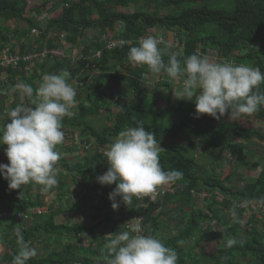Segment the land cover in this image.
Returning a JSON list of instances; mask_svg holds the SVG:
<instances>
[{
    "label": "trees",
    "instance_id": "trees-1",
    "mask_svg": "<svg viewBox=\"0 0 264 264\" xmlns=\"http://www.w3.org/2000/svg\"><path fill=\"white\" fill-rule=\"evenodd\" d=\"M37 1L38 5L33 3ZM140 1L64 0L66 8L59 17L48 22L43 32L41 22H36L33 15H41L50 0H0V45L5 44L0 46V50L7 43L12 45L18 36L19 31L7 26L10 21L31 27L33 33L39 30L40 34L34 40L46 45L42 49L49 45L51 49L57 47L60 38L65 37L68 52L81 50L74 52L77 54L76 59L75 56L64 59L48 54L41 62L20 64L18 68H0V125L7 122L6 114L9 110L35 100V93L31 98L20 95L15 90L17 83L31 85L35 90L44 75L66 70L70 73L68 82L79 89L75 104L70 109L71 114L62 121L64 141L57 145V151L61 154L59 171L56 173L59 176L57 184L45 198L42 194L43 197L35 198L33 192L40 190L41 186L26 185L23 186V192L22 189L9 190L8 182L0 176V215H24L17 228L21 230L25 242L32 247L41 243L44 248L50 245L51 249L45 255L37 250L38 254L29 259L27 264H107L106 242L92 241L88 244L80 240L78 235L95 237L107 221L114 219H118L117 224L125 230L124 216L120 213L124 209L126 219L143 215L147 225L146 234L154 235L166 247L173 248L179 257L178 264H264V226H258L256 216H248L235 202H244L249 206L262 203L264 206V159L262 163H251L254 152L250 149L253 144L264 143V131L247 129L236 122L238 118H229L227 114L219 120L208 115L195 118L194 98L193 101L181 100L176 105H171L167 100L168 103L162 107L158 96L147 92L142 85V73L149 72V68L146 65L135 66L127 60L130 48L138 45L139 38L149 34L160 35L158 31L161 30L167 38L174 37L175 41L184 43L185 51L180 52L182 55L179 57L181 60L195 54L200 46L204 52L214 50L241 65L258 67L264 72V0H230L225 10L215 7L216 3L224 0H143V10L135 9L134 5ZM30 4L34 6L29 7ZM118 7L130 12H122ZM49 11H54V8L51 7ZM53 29H56L60 37H54V44H50L46 36ZM89 29L94 35V41L90 39L87 45H83L84 32ZM101 33H118L124 43H120L114 50H108L101 43ZM29 40L22 48L17 42L16 45L13 43L12 50L20 53L39 52ZM128 40L136 41L128 44ZM94 48L102 51L99 59L91 56ZM159 48L167 64L169 54L175 52V48L166 45ZM161 74L165 75L167 81L160 86L170 88L171 78L163 71ZM119 83L128 85L130 91L123 95L117 94L111 101L105 100V88ZM259 90L264 92V82L259 85ZM114 108L118 110L115 114ZM73 110L76 112L73 113ZM251 115L257 116L264 123V106ZM251 115H243L241 118H249ZM97 117H104L107 122L111 119L113 125H105L98 130L93 124V119ZM137 121H143L145 130L152 131L160 145L166 138L188 135L192 139L189 153L173 146L162 148L160 152L163 169L179 171L183 176L174 183L159 187H185V190L179 189L157 202L134 197L130 204H123L124 209L113 210L109 200L99 202L95 196L98 192L108 195L115 187V184L102 186L96 180L107 169L103 149L120 131L135 126ZM77 131L89 135L94 141V150L88 152V142H82L78 154L67 148L66 138L74 136ZM230 135L235 139L233 142ZM198 142L203 144L202 155L217 168L221 169L229 157V162L231 160L232 163L251 169L259 168L258 176L247 182L242 189L232 188L227 184L228 178L223 180L217 175H210L208 166L198 165L195 157ZM5 147H0V163L7 164L3 151ZM69 151L72 152V160L67 156ZM68 178L73 179V186L79 191L70 188ZM85 189L89 191L86 197L96 201L95 206L99 210L94 216V222L72 219L69 223L57 220L60 215H64L65 207L73 215L81 213L84 204L67 205L63 200L72 192ZM191 190L197 193L206 191L213 196L205 199L207 202L211 200L207 210L194 207L196 197L191 195ZM231 198L234 202H230ZM42 209L48 211L47 216L35 213L32 218L25 219L28 213ZM103 210L106 211L105 218L99 215ZM226 210L229 211L227 215L224 214ZM234 212L240 213V217L245 215V225L241 221H233L231 216ZM118 213L121 214L119 217L116 216ZM166 221L168 224L176 222L175 233H172L174 230ZM214 221L217 222L216 228L211 229L209 224ZM229 239L235 240V243L229 245ZM3 242L10 250L0 256V264H11L20 247L16 234H7L1 238ZM201 243L204 245L196 253Z\"/></svg>",
    "mask_w": 264,
    "mask_h": 264
},
{
    "label": "clouds",
    "instance_id": "clouds-1",
    "mask_svg": "<svg viewBox=\"0 0 264 264\" xmlns=\"http://www.w3.org/2000/svg\"><path fill=\"white\" fill-rule=\"evenodd\" d=\"M161 40L149 34L130 48L127 60L135 66H147L151 73L162 71L172 80H182L173 93L178 100L193 101L195 118L208 115L219 120L251 115L264 106V92L259 85L264 73L258 67L235 65L228 61L214 62L207 55L195 53L181 60L180 52L169 54L167 64L159 48ZM70 73L47 74L34 90L31 85L17 83L20 95L35 100L19 104L7 112V122L0 125V147L8 163H0V176L9 190L36 184L47 192L57 184L56 173L61 154L57 145L64 141L62 121L75 104L76 89L68 82ZM163 149L143 121L120 131L103 150L107 171L96 177L97 182L115 187L108 194L113 210L128 205L133 198L155 193L159 186L174 183L183 173L165 171L160 163ZM21 192V195H22ZM119 198V199H118ZM134 221V222H133ZM18 252L11 264H27L37 249L25 242L20 229L15 230ZM104 245L107 264H178V254L152 234H144L140 217L128 221V230H118ZM235 240L229 239L232 245Z\"/></svg>",
    "mask_w": 264,
    "mask_h": 264
},
{
    "label": "rangeland",
    "instance_id": "rangeland-1",
    "mask_svg": "<svg viewBox=\"0 0 264 264\" xmlns=\"http://www.w3.org/2000/svg\"><path fill=\"white\" fill-rule=\"evenodd\" d=\"M50 1L51 2L43 10V12H47V13H46L45 18L40 23L42 25V29H43L42 31L43 32L46 31L48 22H50V20H52L54 17L60 16L62 14V12H63V9L66 8V6H67L66 3H63L60 0H50ZM33 3L36 4V5L39 4L38 1L37 2H33ZM229 3H230V0H224L222 2L216 3L215 7L225 10L226 7L229 5ZM31 6H34V5L30 4L29 7H31ZM48 6H49V8H48ZM51 7L54 8V11H49V9L51 10ZM134 8L135 9L139 8L140 10H143L144 1L141 0L136 6L134 5ZM118 10H120L122 12H125V13H129L130 12V10L128 11V9H124L122 7H118ZM28 11L29 10H27V12ZM9 24L12 25L14 28H16V25H17L16 22L14 23V21H10ZM27 29H28L29 34L33 35V29L31 27H29V26L27 27ZM90 31H91L90 29L86 30L85 31V36H88V33ZM158 32H159L160 35H163V32L161 30H159ZM54 34H56V36L58 38L60 37L58 32H56V29H53V31H51V33H49L46 36L47 39H48L47 42H50V44H54L53 43ZM164 37H166V36H164ZM62 38H65V37H61L60 39H62ZM173 38L172 39H170V37L167 38L168 44L173 43L174 45H177V43H176L177 41H175ZM109 39H111V37H109ZM59 42H60V40H59ZM38 46L39 47L35 46V48L37 50L41 51L42 45L39 44ZM49 46L46 47V48H50ZM142 74H143L142 75L143 77L142 76L141 77H142V82H143L142 85H143V87L147 90V92L155 94V95L158 96L159 104L162 107H165L164 105H166L168 103L167 100L169 101V103L171 105H176V104H178L179 101H181V100H178V99L174 98V95L172 93V92H174L175 90H177L178 88L181 87L182 82L180 80H172L171 79L169 81L170 82V88H167V87H161L160 86L161 83L167 81V79H165V77H164L165 75H163L161 73L160 74H154V73H151L150 71L149 72L148 71L144 72ZM75 89H76V92H77V95H78L79 89H77V88H75ZM129 91H130L129 86L126 85V84H120V83L119 84H114V85L111 84L110 88H105V91L103 92V98L105 100H107V101H111L114 97H116L117 94L123 95V94H127ZM74 112H76V110H73V113ZM116 112H118V110L114 108L113 114H115ZM111 121L112 120L110 119V121L107 122L106 118L97 117V118L93 119V124H94V127L96 129L100 130L105 125H113L111 123ZM236 122H238L240 125H242L243 127L247 128V129H257V130H263L264 131V123L260 119H258L257 116H254V115H251V117H249V118H241L240 117V118H238L236 120ZM230 138H231L232 142L235 140L233 138V135H230ZM191 141H192V139H190V137L188 135H184V136H182L180 138H175V139H167L166 138L164 140L165 143L163 142L164 144L162 143L160 145V147L161 148H166V147L173 146V147H177L179 149H182L186 153H189V152H191V146H190V142ZM82 142H88L87 143L88 145L86 144V146H90L91 145L90 147L91 148L93 147V150H94V141L89 137V135H84L80 131L74 132V136L67 137L65 144H66L67 148H71V150L73 149L72 151L74 152V154H78V153H80ZM202 147H203V144L201 142H198V150L195 153V157L197 158L198 165L200 167L208 166V174H210V175H217L218 177L222 178L223 180H226L225 178H228V180H227L228 183L227 184L229 186H231L232 188H235V189L240 188V189H242L247 182H250L252 179H255L258 176V174H259V171H260L259 168L258 169H254V168L251 169L250 167H246V166L238 165L236 163H232L231 160L229 162V157L226 158L225 163H224V165H223V167L221 169L217 168L215 165L210 163V160L207 157L202 155V150H201ZM250 149L254 152V157H252L251 163H253V164L262 163V160L264 159V143L258 142V144H253L252 146H250ZM88 152H90V149H88ZM101 152H102V150L99 153H101ZM71 154H72V152L69 151L67 156H69V159L72 160ZM106 171H107V169H106ZM241 176H242L243 180H241ZM58 177L59 176H56L57 180H58ZM67 182H68L70 188L73 189V191H79L80 190V189L75 188L73 186V179L72 178H68ZM38 191H40V193H38ZM80 192H72L71 194H69V197L72 194H78V195L82 194ZM204 192L207 193L206 191H204ZM204 192H201V193H197L196 192V193L197 194H202ZM50 193H51L50 190H48L47 192H42L41 190L36 189L33 192V196L35 198H37L39 196H41V197L44 196V198H45ZM86 193L87 192H85L84 195H80V196L76 197V199L74 200V202H78V203L81 202L80 206H82L84 204V208L82 209L81 213L77 214V215H73L72 212L68 213L67 208L65 207L64 215H62L64 218L62 220H64L65 222H69V223H70V220H72V219L73 220H75V219L83 220L85 223L88 222V220H91L90 223L94 222V219H95L94 216L96 214H98L99 210L96 209V206H95L96 205V201L86 197L85 196ZM95 196H97V200H100L99 202L109 200L108 199V195H105L102 192L97 193ZM194 197H196V201H195L194 207L196 209L207 210V206H208L207 204H209V202H211V200H209L207 202L205 199L204 200L200 199V197H198V195L194 196ZM83 198L86 200V202H85V200ZM82 199H83V201H82ZM65 200H66V198H64V201ZM160 200H162V199H160ZM237 202H239V201H236V203ZM176 206L177 205L175 204V207ZM173 208H174V206H173ZM185 210H189V209L186 208ZM41 211H42V216L45 217V216L48 215V211L47 210L42 209ZM0 212H1V209H0ZM105 212L106 211L103 210V212H100L99 215H101V216H103L105 218V216L107 217ZM224 212H225L224 213L225 215H227L229 213L228 210H226ZM239 214L240 213H238V212H234L232 214L231 217L234 218L233 221H241L242 225H245V215L243 214V216L240 217ZM246 214H248V213H246ZM120 215L121 214L118 213L116 216L119 217ZM62 216L59 217V219H61ZM243 217H244V219H243ZM2 219H4L7 222L2 221ZM20 220H22V219H20V217H18V215L17 216L14 215V214L13 215L12 214L11 215H3V216L0 215V256L5 254V251H9L10 250V247L5 245L4 242L1 243V238H3L4 236H6L9 233L14 234L15 230L17 229V226H18V223H19ZM9 221H10V223H9ZM113 223H114L113 220L112 221H107V223L105 224V227H103L101 230H99V232H97L95 237L89 236V239L86 240L85 243H88L91 240L95 241L96 243H102L103 241L107 242L111 238L109 236V234H111L110 232H112V229H113V226H114ZM166 224L171 227V230L176 229V222L172 221V224H168L167 221H166ZM231 224H233L232 219H231ZM216 225H217V222L214 221V222H211L209 224V227L211 229H215ZM258 226L262 227L260 223L258 224ZM164 232H167L168 236L170 235V233L168 231H164ZM172 233H175V230ZM41 244L40 245L39 244L36 245V247L34 246V248H36L40 252L41 255H45L51 249L50 245L49 244L46 245L48 247V250H47V247L44 248L43 245H41ZM203 245L204 244H202V243L198 245V247L196 249V253H198L201 250V246H203Z\"/></svg>",
    "mask_w": 264,
    "mask_h": 264
},
{
    "label": "built area",
    "instance_id": "built-area-1",
    "mask_svg": "<svg viewBox=\"0 0 264 264\" xmlns=\"http://www.w3.org/2000/svg\"><path fill=\"white\" fill-rule=\"evenodd\" d=\"M154 36H156L157 38H159L161 40V43L159 46L166 45L169 47H174L175 52H184L185 51L184 43L181 44L179 42H176L177 45H174L173 43L168 44L167 38L164 37L163 35L161 36V35L155 34ZM143 37H145V36H143ZM139 39L137 40V43H138ZM135 41L136 40H132L131 42H127V43L133 44ZM120 43H124V42H122L119 38H118V40H109L106 44V48L108 50H114ZM66 48H67V43H66L65 38H62L60 48H55V49L43 48V49H41V51L37 52L36 54L34 52H29V53H27V52L20 53L19 51L15 52L10 47H3V49L0 50V68H6V67L18 68L20 66V64H25V65L31 64V63H34V61L41 62L42 60H45V58L48 54H52L55 58H64L65 59V58H67V56L64 53ZM196 53H200L202 55H207L210 58V60H212L214 62L228 61V62L233 63L235 65H241L236 60L229 59L223 53H218L217 51H213V50H209L208 52H204L203 48L200 46L197 48ZM101 55H102V51H100V50L95 51V52H91V56L95 57L97 59H99L101 57ZM247 66L252 67L251 65H247ZM262 73H264V72H262ZM87 149H90V151H92L93 147L91 148L90 146H87ZM179 189L185 190V187H183V188L177 187L174 189L173 188L158 187V189L155 193L151 194L150 196H145L143 198L150 199V201H152V202H157L160 199H164L168 194L175 193ZM85 192H87L85 195V196H87L89 191L85 189V190H82L80 192L82 194H79V195L78 194H72L70 197H66V200L65 201L63 200V203L67 202V205L70 203L80 204L81 202L80 203L74 202V200L76 199V197H78L80 195H84ZM190 193L192 196L198 195V197H200V199H203V200L206 198H212L213 197L212 195H209L208 193H205V192L202 194H197L196 191H194V190H191ZM83 199H82V201H83ZM230 202H234V199L231 198ZM236 204L239 206V208L244 209L245 212L248 213V215L254 214L256 216V219L261 224V226L262 227L264 226V206L262 203H258V204L252 205V206H249L244 202L243 203L237 202ZM121 206H123V203L120 204V207L118 208V210H121V208H122ZM122 209H124V208H122ZM125 211L126 210L124 209L120 212L124 216V221H123L124 229L128 230V221H130L133 218L140 217L141 226L143 228L144 234H146L145 229L147 228V225H145L143 215H141V216L134 215V216L128 217V219H126V215H125L126 212ZM35 213L38 216H42V211L38 210L36 212L33 211V213H28L27 215H25V219H29L30 217L32 218V216L35 215ZM17 215H18V217H20V219L23 220L24 215H22L20 213H18ZM117 221H118V219H114V223H113L114 226H113L112 232H110L111 234L117 232L119 229L123 230L121 227H119V225L117 224L118 223ZM78 238L80 240L86 241L89 239V235L79 234ZM92 241L93 240H91L90 242H92ZM90 242H88V243H90Z\"/></svg>",
    "mask_w": 264,
    "mask_h": 264
},
{
    "label": "crops",
    "instance_id": "crops-1",
    "mask_svg": "<svg viewBox=\"0 0 264 264\" xmlns=\"http://www.w3.org/2000/svg\"><path fill=\"white\" fill-rule=\"evenodd\" d=\"M60 1H64V0H60ZM50 10V9H49ZM46 13L47 12H42V14L41 15H39V16H35V15H33V17H34V20L36 21V22H42V20L45 18V16H46ZM59 17V16H58ZM57 17H54L52 20H54V19H56ZM52 20H50V21H52ZM15 23V22H14ZM7 26L8 27H10V28H12L13 30H16V31H19V33H18V36L16 37V41L15 42H13V43H15L14 45H16V42L18 43V45L22 48V46L24 45V44H27L30 40L29 39H31V41H32V44L34 45V47L35 46H37V47H39L38 45V43H36L35 42V37L36 36H38V34H40V31L39 30H37L36 31V33H33V35H30L29 34V32H28V29H27V27L28 26H25L24 24H21V23H17V25H16V28H14L12 25H10L9 23L7 24ZM119 32H120V30H119ZM42 33V32H41ZM103 35V36H102ZM93 33L90 31L89 33H88V36H85V32H84V40H83V42H84V44L83 45H85L86 43H88L89 42V40L91 39L92 40V38H93ZM101 36H102V42L101 43H104L105 44V46H106V44H107V42L109 41V40H118V38L119 39H121L120 37L121 36H119L118 35V33H116V34H108V35H104V34H102L101 33ZM34 37V38H33ZM54 37H56V34H54ZM109 37H111V39H109ZM92 41H94V40H92ZM132 40H128V41H126V42H131ZM61 42H62V39H60V44L57 46V47H54L53 49H55V48H60L61 47ZM13 43H12V45H9L8 43L6 44L7 46L6 47H10L11 49L13 48ZM56 43V42H55ZM2 45H5V44H1L0 46H2ZM68 45V44H67ZM87 45V44H86ZM43 46V45H42ZM46 46V45H45ZM45 46H43V47H45ZM48 47V46H47ZM19 49V48H18ZM41 49H42V47H41ZM80 52L81 50H73L71 53L70 52H68V46H67V48L65 49V55L67 56V59H68V56L69 57H74L75 56V58L74 59H76V55L77 54H75L74 52ZM95 51H97V48H94L93 50H91V52H95ZM73 86V85H72ZM74 88H77L78 89V87L77 86H73ZM68 210V209H67ZM14 215H16V214H14ZM62 215H60L59 217H61ZM59 217L57 218V220H59ZM64 217L62 216V218L60 219V220H62ZM2 221H5L4 219H2ZM64 221V220H63ZM5 222H7V221H5ZM88 222H90L89 220H88ZM9 223H10V221H9Z\"/></svg>",
    "mask_w": 264,
    "mask_h": 264
}]
</instances>
